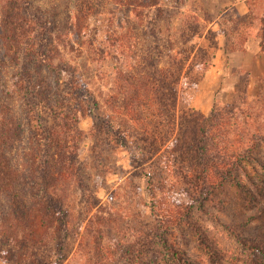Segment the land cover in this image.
Segmentation results:
<instances>
[{
  "label": "trees",
  "instance_id": "trees-1",
  "mask_svg": "<svg viewBox=\"0 0 264 264\" xmlns=\"http://www.w3.org/2000/svg\"><path fill=\"white\" fill-rule=\"evenodd\" d=\"M185 3L186 0H174L172 4H164V0L3 1L1 261L49 264L41 261L40 251L54 248L60 259L53 264H65L64 237L71 219L67 197L74 186L84 190L86 184L79 160L85 137L80 122L85 115L96 120L94 109L99 106L97 98L93 104L87 99L88 90L80 81L79 68L66 57V50L76 49L85 22L91 18L100 21L106 12L110 30L103 37L107 43H117L114 45L118 50L128 41L130 29L135 36L143 32L155 39L143 58L134 56L133 64L124 65L118 72L121 91L112 106L119 115L114 118L126 116L141 125L143 140L154 137L150 148L156 153L164 149L160 141L173 139L182 169L187 168L189 173L194 170L203 189L218 186L238 168L245 169L246 164L255 168L252 161L258 160L254 151L264 143V123H258L260 115L255 106L263 105L264 110V92L246 110H227L215 103L209 115L191 107L180 111L184 84L195 85L211 61L208 51L198 61L186 48L194 36H206V27L198 16L183 17L186 27L181 30V49L176 50L175 41L163 34V25L171 27L177 9ZM262 38L264 46V29ZM196 69L199 74L192 78ZM141 107L151 111L149 116L143 118ZM108 118L112 122V117ZM116 127L121 130L120 125ZM132 131L138 132L135 128ZM164 222L163 219L162 228ZM163 241L166 250L178 258L176 250L165 238Z\"/></svg>",
  "mask_w": 264,
  "mask_h": 264
},
{
  "label": "rangeland",
  "instance_id": "rangeland-1",
  "mask_svg": "<svg viewBox=\"0 0 264 264\" xmlns=\"http://www.w3.org/2000/svg\"><path fill=\"white\" fill-rule=\"evenodd\" d=\"M173 2L164 0V4ZM177 11L173 25L162 27L165 38H172L176 50L181 49L183 17L198 16L206 36H194L186 48L198 61L208 51V70L217 57L226 65L230 53L243 51L249 39L263 34L264 0H186ZM108 16L106 12L100 21L85 22L76 49L66 50V57L79 68L87 99L93 104L97 98L99 106L94 109L96 120L85 115L80 122L85 137L79 160L86 184L84 190L74 186L67 197L71 219L64 237V263L264 264V143L254 151L255 168L246 164L218 186L204 189L194 170L182 169L173 139L160 141L164 149L158 153L151 149L154 137L143 140L141 125L126 116L114 118L119 113L112 105L121 91L118 72L133 64L134 56L143 58L155 39L143 32L135 36L130 29L128 41L118 50L117 43H107L103 37L110 30ZM248 70L243 69L244 80ZM197 74L198 69L192 78ZM205 75L195 85L184 84L180 111L195 108V99L208 95L211 88L202 85ZM244 85L231 101L219 99L216 105L227 110L250 108L259 95L249 99ZM262 107L255 106L260 124L264 123ZM139 112L145 118L151 111L141 107ZM161 234L178 258L166 250ZM40 255L49 264L60 259L54 248H42ZM0 264L10 263L0 260Z\"/></svg>",
  "mask_w": 264,
  "mask_h": 264
},
{
  "label": "crops",
  "instance_id": "crops-1",
  "mask_svg": "<svg viewBox=\"0 0 264 264\" xmlns=\"http://www.w3.org/2000/svg\"><path fill=\"white\" fill-rule=\"evenodd\" d=\"M263 38L258 35L246 42L245 49L230 53L229 63L220 64L221 56L215 59L214 65L207 71L202 81L203 86H209L205 98L197 97L194 107L209 115L219 99L231 101L244 85L249 99H256L261 90V80L264 76V46ZM248 68L246 80L243 69ZM244 82V83H242Z\"/></svg>",
  "mask_w": 264,
  "mask_h": 264
}]
</instances>
